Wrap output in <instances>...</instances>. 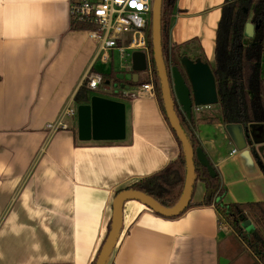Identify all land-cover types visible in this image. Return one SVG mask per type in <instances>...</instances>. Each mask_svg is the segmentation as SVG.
Here are the masks:
<instances>
[{
    "label": "crops",
    "instance_id": "crops-1",
    "mask_svg": "<svg viewBox=\"0 0 264 264\" xmlns=\"http://www.w3.org/2000/svg\"><path fill=\"white\" fill-rule=\"evenodd\" d=\"M226 2L177 0L169 43L213 70ZM96 53L88 33L72 28L69 0H0V264H92L117 191L180 156L156 92L130 98L106 83L104 91L116 96L98 94L100 88L76 102L88 72L101 73ZM123 69L113 72L129 74L131 63ZM94 97L124 108L99 105L95 138L82 141L78 108L91 106ZM70 103L76 116L68 119L69 129L51 135L47 126ZM214 107L219 112L218 105L194 110L192 119L226 191L224 201L264 202V124L242 127L251 146L240 151L223 123L199 122L218 117ZM118 109L124 112L122 139L116 136ZM207 196L206 183L198 179L195 205L169 219L139 202L127 203L110 264H259L215 207L200 205Z\"/></svg>",
    "mask_w": 264,
    "mask_h": 264
},
{
    "label": "trees",
    "instance_id": "trees-1",
    "mask_svg": "<svg viewBox=\"0 0 264 264\" xmlns=\"http://www.w3.org/2000/svg\"><path fill=\"white\" fill-rule=\"evenodd\" d=\"M176 2L177 0H163L162 46L167 66H177L181 69L180 60L185 56V53L179 54L178 57L175 56L174 51L177 47L169 43L172 16ZM249 22L256 29L254 36L246 42L245 27ZM72 28L74 30H85V26L81 25L72 24ZM148 48L156 97L168 122L162 99L160 80L153 58L152 21L148 30ZM177 50L180 49L177 48ZM213 74L219 97V116L209 115L200 119L199 122H221L227 128L236 125L243 127L252 124H264V0H227L216 36ZM118 75L113 71L104 75V83H108L111 86L122 84L132 87L149 82L148 77H141L139 82L134 84L125 80L121 81ZM90 92L85 86L82 87L76 95V102L85 101ZM176 111L196 151L201 148V145L194 133V120H189L179 106H176ZM172 133L180 146L181 153L178 159L159 173L120 189L116 195L123 190L141 191L165 207H173L179 201L184 190L187 172L181 143L173 130ZM195 161L198 168H202L197 159ZM198 178H203L208 190L213 191L212 195L207 196L200 205L214 206L220 215V221L242 240L259 264H264V202L226 203L224 201L226 191L221 187L218 175L216 178H212L207 169L204 168L202 171H198ZM194 205V203H191L187 210ZM250 218L255 223L252 233H248L242 227ZM110 226L111 222L108 227V233ZM99 252L92 264L96 263Z\"/></svg>",
    "mask_w": 264,
    "mask_h": 264
},
{
    "label": "water",
    "instance_id": "water-1",
    "mask_svg": "<svg viewBox=\"0 0 264 264\" xmlns=\"http://www.w3.org/2000/svg\"><path fill=\"white\" fill-rule=\"evenodd\" d=\"M162 6L163 0H154L152 9V47L153 58L156 65L158 78L160 80L162 99L167 120L170 127L175 132L177 139L182 146L183 155L186 163V180L184 190L179 201L173 207H165L157 202L151 196L135 190H123L118 193L112 204V218L110 231L102 245L95 264H110L112 256L118 246L122 235L124 207L129 202H139L155 214L163 218H177L181 216L190 206L195 190V184L198 178V171L207 169L210 177L216 178L217 172L210 162L207 154L202 148L196 151L186 134L179 115L176 111V106H179L181 111L189 120L193 117V111L197 109L210 108L217 106L219 103L216 80L213 70L208 63L203 62L200 58L192 60L187 56L181 59V69L177 66L168 67L163 54L162 46ZM256 27L252 23H247L245 34L252 38ZM150 67V59L144 52H134L131 56V73H121L118 78L121 81H128L137 84L140 76L148 72ZM109 85V84H108ZM127 89H130L127 87ZM99 105L124 108L122 104L102 100L101 98H92L91 106H79V135L80 140H90L96 135L97 123L100 121L96 118V109ZM116 108V109H117ZM119 114H115V124L117 126V138L124 137V112L119 110ZM121 111V112H120ZM114 117V113H113ZM101 127H99L100 129ZM116 130V127H115ZM231 138L236 142L237 148L240 151L245 150L251 143L247 144L242 126L228 127ZM202 168H198L196 160ZM203 180V178H201ZM213 193L209 190V196ZM242 227L252 233L254 227L251 221H246Z\"/></svg>",
    "mask_w": 264,
    "mask_h": 264
},
{
    "label": "built area",
    "instance_id": "built-area-1",
    "mask_svg": "<svg viewBox=\"0 0 264 264\" xmlns=\"http://www.w3.org/2000/svg\"><path fill=\"white\" fill-rule=\"evenodd\" d=\"M153 1L69 0L72 24L85 26L84 31L98 44L95 63L104 66L111 64L112 66L115 52H118L121 62L130 60L134 52H144L150 59L148 30L152 21ZM146 74L149 75V82L137 87L136 91L117 84L111 86L110 90L113 89L118 94L124 93L130 98H136L140 93L152 96L155 94V84L151 67ZM82 85L89 91H97L105 87L106 84L103 74L91 69L85 76ZM75 116L76 109L73 103H70L61 112L58 119L47 126L48 131L53 135L68 130L67 121Z\"/></svg>",
    "mask_w": 264,
    "mask_h": 264
},
{
    "label": "rangeland",
    "instance_id": "rangeland-1",
    "mask_svg": "<svg viewBox=\"0 0 264 264\" xmlns=\"http://www.w3.org/2000/svg\"><path fill=\"white\" fill-rule=\"evenodd\" d=\"M97 48H98V44H97ZM170 50L172 51V49H170ZM173 51H174V49H173ZM174 54H175V56L178 57L179 54H181V50H177V48H175ZM130 63H131V59L130 60H127V61H124V62H121V59H120V57L118 55V52H115L114 64H112V66H111V64L110 65H105V66L104 65H99L98 66V69H99V72H101V74H105V75L108 74V73H110L111 71H114V72H124V69L123 68L124 67L126 68ZM180 64H181V60H180ZM145 74H142V77L143 78L147 76ZM98 94L107 95L109 97H113V95H115L113 91H111V92H105L103 88L101 89V91ZM214 111H216L215 113H218L219 114L217 107H214ZM197 188H199V187H197ZM197 188H196V193H197Z\"/></svg>",
    "mask_w": 264,
    "mask_h": 264
}]
</instances>
